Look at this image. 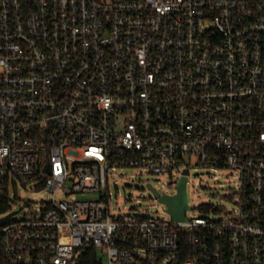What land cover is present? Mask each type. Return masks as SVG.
I'll return each instance as SVG.
<instances>
[{"label": "built area", "instance_id": "1", "mask_svg": "<svg viewBox=\"0 0 264 264\" xmlns=\"http://www.w3.org/2000/svg\"><path fill=\"white\" fill-rule=\"evenodd\" d=\"M126 167L233 208L115 213ZM0 264H264V0H0Z\"/></svg>", "mask_w": 264, "mask_h": 264}, {"label": "rangeland", "instance_id": "2", "mask_svg": "<svg viewBox=\"0 0 264 264\" xmlns=\"http://www.w3.org/2000/svg\"><path fill=\"white\" fill-rule=\"evenodd\" d=\"M203 169L194 170L189 176L186 191L188 204L193 208L187 212L191 216H215L224 215V211L233 208L228 196L232 192L235 181L229 176L231 171L221 168L211 171V175ZM201 175V178L199 176ZM169 174H155L140 172L137 168L126 167L112 172L109 178V191L112 192L110 205L115 213H136L140 215L158 216L169 218L168 213L163 212L165 206L157 200L152 187L159 191L167 190L174 194L176 190L168 187ZM51 200V195L45 190L18 189L17 202L12 205V210L23 207L24 203L31 201V207H23L18 215L30 214L39 209L46 208ZM209 203L210 211L204 212L200 205Z\"/></svg>", "mask_w": 264, "mask_h": 264}, {"label": "water", "instance_id": "3", "mask_svg": "<svg viewBox=\"0 0 264 264\" xmlns=\"http://www.w3.org/2000/svg\"><path fill=\"white\" fill-rule=\"evenodd\" d=\"M186 179L187 178L184 177L181 180L177 194L172 195V196L164 195L160 198L161 201L166 203V205L168 206L169 212L172 215V217L180 221H183L186 219L185 214H186V210L189 207L188 201H187ZM150 187L152 188L155 195H158V192L155 190V188H153L152 186Z\"/></svg>", "mask_w": 264, "mask_h": 264}]
</instances>
